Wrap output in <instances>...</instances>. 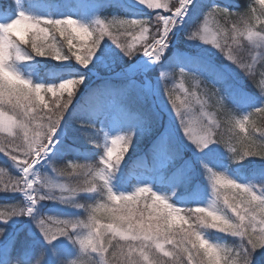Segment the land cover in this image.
I'll use <instances>...</instances> for the list:
<instances>
[{"label":"snow or ice","instance_id":"1","mask_svg":"<svg viewBox=\"0 0 264 264\" xmlns=\"http://www.w3.org/2000/svg\"><path fill=\"white\" fill-rule=\"evenodd\" d=\"M113 6L125 17L103 16L104 3L74 15L0 0V155L15 173L0 193L20 201L0 210V264H257L264 0L245 11L220 0ZM215 17L230 27L210 28ZM245 46L251 62L240 58ZM223 122L239 130L235 143L218 135ZM73 129L95 163H70L69 186L42 170L65 175L53 164L72 150ZM146 140L133 176L130 153ZM45 201L71 214H45Z\"/></svg>","mask_w":264,"mask_h":264},{"label":"trees","instance_id":"2","mask_svg":"<svg viewBox=\"0 0 264 264\" xmlns=\"http://www.w3.org/2000/svg\"><path fill=\"white\" fill-rule=\"evenodd\" d=\"M64 0H34V2L39 5V6H44L46 7V10H48L49 12H57V9L62 7V2ZM200 2L202 3H207L209 2V0H200ZM221 3H230V4H234L236 6H238V8L241 11H245L248 7L249 4L254 3V0H220ZM96 5H100L101 3L96 1L95 2ZM120 2H111L110 4H105V8L104 11L102 13L103 16L106 17H112L113 15H120L122 17H125L126 14V10L120 7H116L113 5H116ZM80 4V3H78ZM78 7V12H81V6H77ZM237 19V17L234 15L232 17V20ZM218 20L221 24L222 27H230V23L226 22L222 17H218ZM204 22V19H198L196 21V23L192 26V28H190V30H195V27L201 26L202 23ZM239 55L240 58L243 59L244 61H248V59L251 58L246 54L245 49H240L239 51ZM247 55V58H246ZM55 63V62H53ZM264 63V61H258L257 65H256V70L259 73L260 71L264 70L261 68V64ZM31 70V69H29ZM51 71H55L54 68L50 69ZM45 73L41 72L40 70H36L34 75L35 76H43ZM241 77H243V73H240ZM101 81H98L96 83H100ZM186 86L191 88L192 86V81L189 80V78L186 80ZM211 110H215L213 108H210ZM256 122V126L257 127H264V117H254L253 118ZM224 128L225 131L230 135H227V133L225 135H221V137H223V139L225 141H228V138H231V143H235L236 140L238 139L237 137V133H238V129L235 130H231L230 126L224 122ZM76 132L75 129H73V131L71 132V134L69 135V137H72L71 139H74L73 142H71V146L73 149L78 150V152H72V150L68 153V155L62 159H58L57 161L54 162L53 166L58 169V170H63L65 172L64 176H60L57 174V172H54L55 175L61 177L62 180L66 181L67 183H69L70 181H74V183H77V177L76 176H69L67 175V172L71 171V169L68 167V165L70 163H77V164H87V163H95L94 160H91L90 158H86V154L83 151V144H84V139H85V135H81L80 132L77 131V135L79 134V136H74V133ZM227 135V136H226ZM240 136H243V133L239 134ZM5 135L0 133V141L4 140ZM69 141V138H68ZM148 148V142L147 140L142 143L140 145V150L139 152L132 154L130 153V155H132V160L128 161V165L129 168L138 171L137 169V165L134 163V161L140 157L143 156L146 152ZM259 163V161H257V164ZM0 168H3L5 170V173H7V175H0V180H7L9 175H15L14 171L11 169L9 162L6 161V158L3 155H0ZM139 171H143L142 169H139ZM71 184V183H69ZM134 185V182H133ZM71 186H74L73 184H71ZM20 201L14 197L8 196L5 197L2 193H0V210L5 209L6 207L10 206L11 204L14 203H19ZM81 202H84L83 200H81ZM212 233V232H211ZM229 244H233L234 242L232 240L229 239V241H227ZM257 264H264V253H260L258 252L256 254L255 257Z\"/></svg>","mask_w":264,"mask_h":264},{"label":"rangeland","instance_id":"3","mask_svg":"<svg viewBox=\"0 0 264 264\" xmlns=\"http://www.w3.org/2000/svg\"><path fill=\"white\" fill-rule=\"evenodd\" d=\"M96 1H98L100 3H104V4H110L111 2H120V3H123L124 2V0H64L62 2V7L58 8L57 9V12H72L74 15L75 14H81V15L82 14H87V13H89L92 9H94L97 6L96 3H95ZM78 3H80V4H78ZM78 5L81 6V8H82L81 9V12L82 13L78 12V10H79L78 7H77ZM40 7H41L42 10H46V7H44V6H40ZM46 11H48V10H46ZM115 16L122 17L120 15H115ZM108 18H111V17H108ZM122 18H124V17H122ZM204 22L202 23L201 26H203ZM208 25L212 29H216L217 27H222L221 24H220V22H219V20H218V17L209 18L208 19ZM241 49H245L246 54L251 58V61H252V58L255 56V53L253 51H251V49L248 48L247 46H245V47H243ZM247 55H246V58H247ZM247 60H248L247 62H251L250 59L247 58ZM258 61H261V59L257 57L256 58V65H257ZM100 75L103 76L104 73L101 72ZM187 79L188 78L185 79V86H186V80ZM189 80H191L190 77H189ZM98 81L99 80H97L96 82H98ZM179 83H180V81H179L178 74L174 75L173 77H170L168 79V81H167L168 87H173L174 84H175V86L178 87L179 86ZM208 110L209 111H215V110H211L210 108ZM220 119L223 120L222 117ZM217 132H218V135H220V136L221 135H225L227 133L225 131V128H224V122L217 129ZM2 134H4V133H2ZM4 135H6V134H4ZM227 135H229V134L227 133ZM74 136H79V134L77 135V131L74 133ZM68 138H69L68 143L71 145V142H73L74 139H71L72 137H68ZM230 139L231 138H228V142H231ZM72 152L75 153V152H78V150L72 148ZM225 152L227 153V150L226 149H225ZM42 171H43V174L44 175L49 176L55 182L67 183L66 181L62 180L61 177L55 175L54 172L51 171L50 168L44 169ZM127 171L130 172L133 176H135L137 174V171L136 170H133V169H131L129 167H128ZM142 175H144V174L142 173ZM69 183L73 184L74 186L76 185L74 183V181H70ZM69 183H67V184L69 186H71V184H69ZM41 211L43 213H45V214H48V215L60 216L61 218H64L65 216L71 214V211L68 208L64 207L63 205H61L59 203L52 202V201H45V202H43ZM210 234H214V233H211L210 232ZM215 235H218V234H215Z\"/></svg>","mask_w":264,"mask_h":264}]
</instances>
